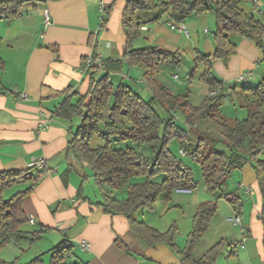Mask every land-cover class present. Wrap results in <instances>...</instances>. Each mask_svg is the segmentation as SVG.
Instances as JSON below:
<instances>
[{
  "label": "crops",
  "instance_id": "0c3cea01",
  "mask_svg": "<svg viewBox=\"0 0 264 264\" xmlns=\"http://www.w3.org/2000/svg\"><path fill=\"white\" fill-rule=\"evenodd\" d=\"M126 1L26 0L21 16L0 17V58L4 62L0 68V172L29 170L31 163L46 159L47 172L25 196L23 211L27 217H34V223H30L45 229V234L55 232L66 236L72 245L70 255L75 251L83 252L86 261L81 264H184L178 249L186 245L197 206L206 198L201 199L190 190L175 191V203L187 201L193 207L192 214L183 212L184 216L179 217H186L187 228L175 237L176 246L165 242L150 245L131 228L127 216L104 210L100 203L108 193V186L101 184L91 167L70 149L69 128L75 127L74 121L54 115L66 94L87 93L90 83L84 65L87 57L101 55L113 61L122 58L126 49L122 23ZM258 5L259 9H255L252 3H245L250 13L262 17L264 0H258ZM46 10L50 15L49 24L45 22ZM158 14V9L138 11L141 29L145 26L149 31L147 22L156 19ZM156 35L154 32L147 41H155ZM161 41L160 47H173L165 36ZM241 41L244 56L237 71L251 73L244 81L260 82L264 79L263 52L252 40ZM138 68L141 74L144 69ZM7 74L17 76V80L5 83ZM122 77L129 76L123 74ZM22 93H27V98H23ZM141 96L149 98L150 90H143ZM44 123L47 125L43 127ZM236 172L241 175V181L234 193L242 190L247 200L244 202L242 196L230 192H227L229 199L216 198L218 210L193 250L195 259H201L212 246L224 241L209 264H264V197L259 180L249 162L232 168L229 173ZM25 185L28 188L31 183ZM233 197L237 199L236 206L230 201ZM245 205L251 207L249 214L245 212ZM236 215L241 217V224L231 220ZM231 221L241 228L236 230ZM150 225L157 227L154 223ZM117 238L130 252L116 244ZM83 240L89 243L86 250L80 246ZM234 249L237 254L232 252Z\"/></svg>",
  "mask_w": 264,
  "mask_h": 264
},
{
  "label": "trees",
  "instance_id": "16d2710c",
  "mask_svg": "<svg viewBox=\"0 0 264 264\" xmlns=\"http://www.w3.org/2000/svg\"><path fill=\"white\" fill-rule=\"evenodd\" d=\"M26 0H0V17L21 16V7ZM245 0H127L123 9V30L126 49L121 59H104V67L93 60L88 67L89 89L85 94H66L54 111L56 117L73 121L79 116V126L70 127L69 146L74 155L86 162L94 177L112 189H126V197L120 198L106 193V212H119L127 216L131 228L150 245L165 242L174 243L177 228L167 231L133 218V213L142 207L154 208L159 199L170 201L177 190L193 191L197 182L189 166L169 147V142H180V154L191 155L203 172L209 192L217 198L229 199L224 191V182L232 168L242 167L249 162L256 172L264 197V79L256 86L234 87L236 94L248 115L244 119L229 121L221 112L224 85L211 74L210 66L205 73L210 92L204 101L194 106L189 95H175L158 81L156 73L163 62L180 63V53L160 46L133 48V42L140 35L141 20L138 11L159 10L167 13L171 20L184 22L192 14L215 11L217 30L214 33L216 48L213 56L228 58L236 53V44L229 40L232 32L252 40L264 54V16L250 13ZM210 65V56H205ZM264 67V58L261 61ZM0 58V68L3 67ZM139 66L145 69L147 88L151 96L145 99L127 84L115 85L111 72H118L123 65ZM166 115L160 114L157 109ZM181 111L187 130L174 121L173 111ZM104 143L91 146L94 135ZM129 141L135 147L119 148L118 141ZM223 145L227 151L217 149ZM183 151L184 153H182ZM0 172V246L27 238L21 225L28 220L23 211V200L41 180L47 170ZM164 175L160 180L159 177ZM19 182L31 183L10 199L3 198V192ZM236 198L230 201L236 206ZM218 210L217 199L205 200L198 204L193 217V226L187 235L186 245L178 249L184 264H209L221 250L224 241L212 246L201 259H195L193 250L208 230ZM45 229L32 232L31 240L39 237ZM116 244L126 252L129 247L119 238ZM72 250L68 238L52 249V258L64 259ZM25 264H45L41 256Z\"/></svg>",
  "mask_w": 264,
  "mask_h": 264
},
{
  "label": "rangeland",
  "instance_id": "374dc122",
  "mask_svg": "<svg viewBox=\"0 0 264 264\" xmlns=\"http://www.w3.org/2000/svg\"><path fill=\"white\" fill-rule=\"evenodd\" d=\"M167 15V13H162L161 15L158 14L156 19L148 21L147 24L149 25L150 30L148 31V28L141 29L140 35L135 39L132 45L133 48L159 46L158 44L163 42L161 41V38L165 36L168 38V42L173 44V47H162L172 52L178 51L180 53L179 64L173 62H163L159 65L156 73L158 81L166 86L170 92L175 95H189L191 104L198 106L204 101V98L210 92L209 84L205 80V73L207 72L208 66H210L211 74L224 85L222 89V92L224 93L223 105L221 107L222 114L232 122L237 119L246 118L248 112L240 102L239 97L232 93V89L240 86H256L259 83L257 81H253L252 79L249 81L238 80V77L243 73L240 70L237 71L238 65H240L244 56V54H242V52H244V46L241 40L247 38H243L237 33L232 32L229 35V40L236 44V53L228 58H217L213 56L216 48L214 33L218 27L217 15L215 11L211 10L206 13L192 14L188 16L184 20V24L190 31L189 36L181 33L179 30L173 29L170 26V23L178 25L179 22L171 20L170 17L168 19ZM154 32L155 34L157 33L155 41H151V43H149L147 38H151V35ZM238 48L240 49L239 52ZM205 56H210V65H208L205 61ZM138 67L139 66L129 67L125 64L124 69H121L118 72L110 73L111 81L115 85H119L121 83L127 84L136 92L142 94L143 90L147 89L148 84L144 76L145 69L142 68L144 70L141 74H139V72H137L139 70H136V68L139 69ZM123 74L128 75L129 77H126L127 79L123 78ZM16 80L17 76L15 75L10 76L7 74L4 76V82L7 84H12ZM157 109L161 112L159 107ZM160 114L163 113L161 112ZM171 114L174 116L176 124L187 130L188 125L185 122L183 113L178 110L173 111ZM163 116L166 115L163 114ZM73 121L75 123V127L77 128L81 119L79 116H75ZM103 143V139L96 134L92 138L91 146H97ZM117 146L124 149L127 147L138 148L137 145H133V143L129 141L121 140L117 142ZM169 147L187 166L191 168L197 182V188L193 190V194L195 193L196 195H199L201 199L206 198L204 200H216L217 197L215 196L213 198L214 194L209 192L207 189L201 165L195 161L191 155L180 154L181 145L179 140H171L169 142ZM217 149L227 151L223 145H218ZM163 177L164 175L160 176L159 179L161 180ZM93 181L95 182L96 180ZM240 181L241 175L239 172L234 173V175L229 173L224 182V191L235 194L234 192L238 188ZM25 183L26 182H19L6 188L3 192V198L10 199L18 191L27 188ZM97 187L99 188L100 186ZM108 192L109 194H114V196H118L120 198L126 197L125 188L116 190L108 187ZM174 195L176 194L173 192L170 201L159 199L154 208H140L137 212L133 213V218L145 221V223L149 225L150 223H154L157 225L155 228L160 231H167L172 227L174 229L176 227L177 237L181 230H185V228H187L184 224L186 217L182 219H179V217H182L183 212L184 215L192 214L193 207H191L190 202L187 201H182L185 202V204L175 203L176 196ZM182 195L183 197H187V194ZM205 195L207 196L204 197ZM208 195L210 196V199H208ZM235 195L242 196V200L246 202L247 199L246 196L242 194V190H239ZM245 209V212L249 214L251 207L249 205H245ZM175 215H178L176 217V220L178 219L177 221H175ZM230 223L236 230L241 228L239 225L233 224L234 222L232 221ZM242 226H244L243 228H246L245 224ZM37 230H39L38 226H34L29 220H26L21 225V231L24 232L23 235H26L27 238H23L20 241L12 238L9 243L4 246H0V264H25L36 256H41L45 264H81L86 261V258L83 257V252L80 251H75L74 253H71V255L69 253L64 259H58L55 261V259L52 258V249L58 245V243L61 242L65 236H60L57 233L55 234V232L52 234H45V232H43L39 237L31 240V238L34 237L32 232ZM236 246L237 248L239 247L238 244Z\"/></svg>",
  "mask_w": 264,
  "mask_h": 264
},
{
  "label": "built area",
  "instance_id": "2783aa9c",
  "mask_svg": "<svg viewBox=\"0 0 264 264\" xmlns=\"http://www.w3.org/2000/svg\"><path fill=\"white\" fill-rule=\"evenodd\" d=\"M247 2H250L253 4V6L255 7V9H259V5H258V0H245ZM105 9V5L102 4L101 5V10L104 11ZM45 22L46 24H49L50 22V15H49V12L46 10L45 12ZM170 26L173 28V29H176V30H179L180 32L184 33L185 35L189 36V30L188 28L186 27V25L184 24V22H179L178 25L174 24V23H170ZM142 29H146L145 26L142 27ZM96 59V61L101 65V67H104V58L101 56V55H97L96 57L94 56H89L87 57L85 60H84V65H85V69H88V67L91 65V63L93 62V60ZM249 76H251V73L250 72H247V73H244V74H241L239 77H238V80L239 81H244L246 80ZM23 98H27V93H22L21 95ZM47 124L44 123L43 124V127L46 126ZM182 153H184L183 151H181ZM46 166V159H39L33 163H31L29 165V168H33V169H36V170H42L44 169ZM28 220L31 222V223H34V217L32 215H30L28 217ZM231 220H234L235 223L237 224H241V217L239 215H236L234 216L233 218H231ZM80 246L83 250H86L89 248V243L85 240L81 241L80 243ZM241 247H244V245H241ZM234 254H237L238 251L237 249H234L232 251Z\"/></svg>",
  "mask_w": 264,
  "mask_h": 264
}]
</instances>
